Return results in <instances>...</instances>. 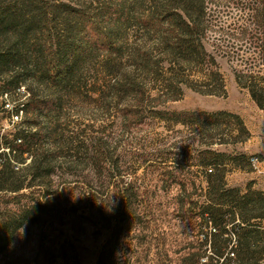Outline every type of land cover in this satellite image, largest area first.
<instances>
[{
    "label": "rangeland",
    "instance_id": "374dc122",
    "mask_svg": "<svg viewBox=\"0 0 264 264\" xmlns=\"http://www.w3.org/2000/svg\"><path fill=\"white\" fill-rule=\"evenodd\" d=\"M70 1L85 7L94 24L67 31L60 9L49 27L61 61L68 57L63 41L69 34L72 39L77 63L68 78L50 80L41 64L17 69L26 89L9 88L8 101L23 102L26 90L34 96L26 119L17 123L9 121L0 87V160L12 135L27 128L40 139L34 152L55 156L48 177L31 182L33 194L0 193L1 212L19 201L30 205L38 190L53 192L42 198L44 210L29 216L0 251V264H96L112 230L120 237L116 264H178L190 244L198 248L208 233L200 216L206 174L220 171L227 187L264 177L247 161L258 155L264 168V112L245 87L262 84L261 43L242 31L252 15L246 6L256 0H206L203 42L214 65L187 69L150 50L155 36L138 22L144 0ZM101 32L111 36V47ZM211 70L222 82L209 80ZM220 112L238 116L245 132ZM198 113L213 118L190 117ZM205 150L221 154L216 162L223 165L212 164ZM238 155L245 157L241 172L228 162Z\"/></svg>",
    "mask_w": 264,
    "mask_h": 264
},
{
    "label": "trees",
    "instance_id": "16d2710c",
    "mask_svg": "<svg viewBox=\"0 0 264 264\" xmlns=\"http://www.w3.org/2000/svg\"><path fill=\"white\" fill-rule=\"evenodd\" d=\"M144 3L146 6L140 13L138 22L146 30L147 35L155 36V39L150 40L153 41V45H150L151 51H157L160 57L168 58L169 63L173 65L176 63L182 69L199 64L214 65L203 42L208 27V22L204 18L207 9L206 0H144ZM246 7L251 10L252 15L242 31L245 35L252 34L251 37L260 40V58L264 65V0L248 3ZM60 9L66 14L62 23L67 31L73 25L94 24L91 18L86 16L85 7L70 0H0V81L2 83L0 87L4 94L9 93V88L26 89L17 69L23 70L31 63L43 65L47 69V74L53 78L50 80L56 79L58 75L61 80L66 79L72 72L77 61L70 34L63 41L65 51L63 55H68L65 61H61L59 56L62 52L60 47L59 52L56 47L52 50L53 44L49 36V27L56 20L55 17ZM251 24H254L253 28ZM101 33L105 35L108 48L111 47V36ZM146 41L150 42L149 38H146ZM175 57L176 62H174ZM174 75H177L176 71ZM208 76L209 80L211 78L215 82H222L218 72L211 70ZM241 78L237 75L238 81ZM217 86L223 88L221 83ZM245 87L257 107L264 112V77L261 85L249 82ZM212 92L208 90L204 93ZM26 94L28 98L26 97L22 102L25 119L28 115L27 105L34 99L29 90H26ZM220 115L234 118L239 129L245 132L238 116L226 112H220ZM192 116L213 118V115L205 113L190 117ZM46 135V132H43L41 140H46ZM38 140L40 139L37 133L31 128L12 135L11 143L6 147L8 152L1 155L0 193H21L17 198H25L26 194L21 191L27 189L31 190L29 194H33L34 185L31 182L36 177L41 179L48 177L47 166L51 165L55 156L48 154L44 149L41 151L36 148L34 152L33 146ZM25 153L29 162L19 168L18 164L25 162L23 158ZM204 153L211 158L212 164L223 165L221 162H216V158L222 157L221 154L210 150H205ZM244 159V155L229 156L228 162L234 167L241 168V160ZM12 161L15 162V166ZM28 176L30 179L26 182ZM206 186V204L201 208L200 216L206 219L208 233L198 243V248L195 249L194 245L190 244V250L181 256L178 264H201L202 256H206V262L203 264H212V262L259 264V261L264 259V230L259 224L251 223L250 219L264 217V193L251 190L249 185L247 191L240 194L238 188L226 186L218 170L217 173L206 174ZM38 191L40 195L32 199L30 205L19 201L17 208L4 209L0 212V251L9 245L12 236L29 216L44 210L45 202L42 198L46 201L53 192L48 189ZM210 226L215 228L214 232L209 230ZM230 233L234 235L232 245ZM119 243V235L112 230L96 264H116L114 254ZM202 246L205 247L204 250Z\"/></svg>",
    "mask_w": 264,
    "mask_h": 264
},
{
    "label": "built area",
    "instance_id": "2783aa9c",
    "mask_svg": "<svg viewBox=\"0 0 264 264\" xmlns=\"http://www.w3.org/2000/svg\"><path fill=\"white\" fill-rule=\"evenodd\" d=\"M23 89V87H21ZM23 104L22 101L18 103H10L7 99V94H4V100H3V108L6 110L10 111V116H9V121L11 123H17L18 121L21 120L22 115H23V110H22ZM248 163L251 169L257 173H264V168L262 167V160L258 155H250L248 157ZM207 171H211V169H208ZM209 230L214 232L215 228L209 227ZM232 237V244H234V235L230 233ZM230 245V247H231Z\"/></svg>",
    "mask_w": 264,
    "mask_h": 264
},
{
    "label": "crops",
    "instance_id": "0c3cea01",
    "mask_svg": "<svg viewBox=\"0 0 264 264\" xmlns=\"http://www.w3.org/2000/svg\"><path fill=\"white\" fill-rule=\"evenodd\" d=\"M234 168L238 169V172H241L238 167H234ZM249 185H250L249 188L251 190L264 193V177L261 176L259 177L253 175V177H249L245 182L238 184L232 183V181L228 182V186L238 188L240 194H244L247 191ZM250 222L259 224L261 226V229L264 230V217L261 219L252 218L250 219ZM259 264H264V259L260 260Z\"/></svg>",
    "mask_w": 264,
    "mask_h": 264
}]
</instances>
